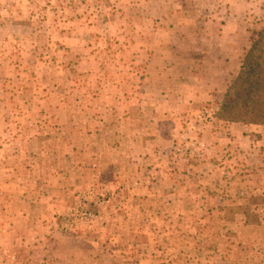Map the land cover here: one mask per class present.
<instances>
[{"label":"rangeland","instance_id":"rangeland-1","mask_svg":"<svg viewBox=\"0 0 264 264\" xmlns=\"http://www.w3.org/2000/svg\"><path fill=\"white\" fill-rule=\"evenodd\" d=\"M262 30L264 0H0V264H264V125L215 116Z\"/></svg>","mask_w":264,"mask_h":264},{"label":"trees","instance_id":"trees-1","mask_svg":"<svg viewBox=\"0 0 264 264\" xmlns=\"http://www.w3.org/2000/svg\"><path fill=\"white\" fill-rule=\"evenodd\" d=\"M215 116L243 125H264V30L244 53Z\"/></svg>","mask_w":264,"mask_h":264},{"label":"crops","instance_id":"crops-1","mask_svg":"<svg viewBox=\"0 0 264 264\" xmlns=\"http://www.w3.org/2000/svg\"><path fill=\"white\" fill-rule=\"evenodd\" d=\"M226 37H224V36H222L221 35V33H218L217 34V39H216V41H217V43L215 44V46L213 47V50H212V52H213V56L212 57H210L211 58V61H210V64L211 65H213L214 67H217L218 65L219 66H221L219 69H221L222 68V66H224V67H231L232 65H231V60L230 61H227V62H223L222 61V57L221 58H219V56H217L216 55V53H217V51H226L225 50V48H226V45H225V43L224 42H226V39H225ZM229 39H232V36H230L229 37ZM238 41V40H237ZM241 44H243V43H241ZM229 46H232V44H229ZM235 46H237V43H235ZM242 46H244V45H241V47ZM246 47V46H245ZM248 48V47H247ZM247 48L245 49V48H243V51H244V49H245V51L247 50ZM207 55H209V54H207ZM206 57H208V56H206ZM209 58V59H210ZM216 69V68H215ZM230 71H231V69H229ZM238 70V68H236V70H235V72ZM234 71V70H233ZM232 72V71H231ZM234 73V72H233ZM204 77H202V79H203ZM201 78L199 79V81L200 80H202ZM209 79L210 80H212L214 83L212 84V83H209V85L208 84H205L204 86H202L201 87V90L204 92V91H206V90H208V91H212V90H214L217 86L215 85V83H216V80L217 79H219V77H217L216 75L215 76H209Z\"/></svg>","mask_w":264,"mask_h":264}]
</instances>
